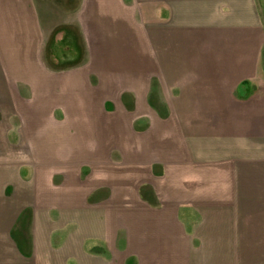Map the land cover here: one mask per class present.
Returning <instances> with one entry per match:
<instances>
[{
  "label": "crops",
  "instance_id": "obj_1",
  "mask_svg": "<svg viewBox=\"0 0 264 264\" xmlns=\"http://www.w3.org/2000/svg\"><path fill=\"white\" fill-rule=\"evenodd\" d=\"M0 98V264H264L257 0H0Z\"/></svg>",
  "mask_w": 264,
  "mask_h": 264
},
{
  "label": "rangeland",
  "instance_id": "obj_2",
  "mask_svg": "<svg viewBox=\"0 0 264 264\" xmlns=\"http://www.w3.org/2000/svg\"><path fill=\"white\" fill-rule=\"evenodd\" d=\"M259 4V8L261 7V12L264 16V0H257ZM50 68H54L53 66H50ZM5 101L2 98H0V107L2 110L5 108ZM7 110V109H6ZM0 175H2V172H5L4 169L7 167V161L9 159L12 160V166L11 170L12 173H20L22 170H25L29 174V171L31 172V169L29 165H23L25 162H21L20 158L24 155H21V147L17 146V141L19 137V129L18 124L16 123L15 115L8 112H5L3 116H1L0 113ZM22 177H24L20 173ZM25 175V176H26ZM2 177L0 179V182L4 184L7 179ZM262 249H264V243L260 245Z\"/></svg>",
  "mask_w": 264,
  "mask_h": 264
}]
</instances>
